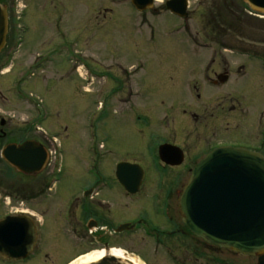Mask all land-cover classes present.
Wrapping results in <instances>:
<instances>
[{
  "label": "rangeland",
  "instance_id": "1",
  "mask_svg": "<svg viewBox=\"0 0 264 264\" xmlns=\"http://www.w3.org/2000/svg\"><path fill=\"white\" fill-rule=\"evenodd\" d=\"M161 1L163 0L157 3L161 4ZM164 11L163 6L155 14L139 13L130 0L17 1L16 53L6 67V70L12 68L11 72L0 74V88L9 100H0V105L20 117L31 119L33 110L25 102L26 98H23L21 104H15L17 96H14V89L19 87L18 81L23 76L22 80L27 81L21 83V90L24 97H31L28 98L29 103L35 108H39L37 104L46 106L54 119L62 121L67 127L69 137L65 155L67 159L70 156V161L77 165L65 177V182L74 189L81 182L83 185L93 181V177L88 174L92 168L88 163L101 162L103 170L108 172L119 161H129L146 166L148 179L160 177L177 180V184L173 186V194L178 195L190 178L191 170H154L150 163L155 159L154 153L162 141L173 140L179 131L189 136V141L195 139L198 143L213 132L225 134L227 139L235 142L243 139V136H247L251 142L260 136V125L255 121L256 126L254 120L264 108L262 60L250 63L255 68L252 67L246 75H242V72L238 74L234 69L236 65L232 63V76L235 80L230 84L231 105L249 102L246 112L240 111L238 107L231 112L230 117H222L221 121L213 119L209 124L199 120L190 121L189 111L196 109L197 112L208 114L212 109L208 107L206 113L203 106L196 103L195 95L185 100L184 91L185 75L192 73L194 83L202 82V71H192L199 58L196 54L199 51L209 48L215 51L233 50L235 53H227L230 61L245 59L239 56L238 52L241 51L249 54L263 53L264 16L252 11L243 0H189V17L193 19L189 23L194 24V28L201 29V24L209 22L208 30L213 29L215 33L214 41L207 45L201 40V35L197 39L193 38V41L185 32L175 31L173 24L181 21L171 12ZM145 17L155 20L151 23L154 33L148 24L140 25ZM30 54L34 57L40 54L44 58L54 54L55 60L64 58L65 62L56 65L54 69L43 64L36 69H21L27 67L25 65L30 61ZM144 57L148 59L144 69L129 67L133 63L136 65ZM37 60L42 61L41 58ZM11 64H14L13 67H10ZM118 64L124 68H119ZM32 72L30 77L28 74ZM106 72L110 73L109 77L113 73L122 77L120 86L126 89L125 93L130 86L137 88L131 75L138 73L144 76L145 82L150 85L146 105H131L126 100V94L125 100L120 101L116 96L112 98L115 83L106 78ZM158 89L164 93L160 95ZM176 98L178 101H175ZM133 108L154 116L151 118L152 124H148L151 127H146L143 120H136L135 114L132 117ZM199 108L201 109L198 110ZM183 109H187V112ZM214 111L216 110L213 109ZM181 119L183 123H180ZM200 124L206 125L207 131L202 132ZM45 126L53 129L47 123ZM53 157H56L57 162L61 160L58 152ZM146 186L149 187V182ZM139 199L143 201L133 202L120 190L112 212L115 223L144 213L151 226L155 225V220H161L166 225L163 216L160 219L153 218L152 200L145 197ZM64 239L62 236L61 240ZM110 246L145 261L140 253L144 251L150 254L153 264H174L170 255L161 246L158 247L154 238L143 230L126 233L120 242H114ZM103 248L100 245L90 246L83 254ZM223 252L219 255L230 259L232 263L255 264L250 258L237 256L226 250ZM39 253L40 250L25 261H9L0 257V264H67L82 253V242L65 248L59 254L54 245L43 247L41 254ZM178 256L190 258L185 251L177 256L172 255L173 258ZM217 256L218 254L214 255L215 258Z\"/></svg>",
  "mask_w": 264,
  "mask_h": 264
},
{
  "label": "flooded vegetation",
  "instance_id": "2",
  "mask_svg": "<svg viewBox=\"0 0 264 264\" xmlns=\"http://www.w3.org/2000/svg\"><path fill=\"white\" fill-rule=\"evenodd\" d=\"M17 1L0 0V7L5 8L8 13L6 43L0 50V74L11 72L12 68L6 70V67H8V61L16 53L17 16L15 14V7ZM161 2L156 8L145 11L144 13L154 12L155 14L160 12L163 6L166 5L164 0ZM189 16L185 18L176 16L181 22L173 24L174 30L185 32L190 39H197V36L201 35V40L206 42L207 45L208 43H212L215 39V33L213 29L208 30L210 28L209 22L201 24L202 28L197 29L194 28V24L189 23L193 20ZM154 21L153 18L145 17L141 20L140 25L148 24L150 30L154 33L155 29L151 24ZM227 53H235V51L229 49L215 51L209 48V50L199 51V54L196 53L199 58L192 71L198 69L202 71V74H200V81L202 82H198V84L194 83V77H191L192 73H190L191 75H185V100L195 95L196 103L201 104L203 106L202 109H205L206 113L208 107H211L212 112L203 114L197 112L196 109L195 111H189L188 116L190 121L199 120L203 123H208L209 121H213V119H217L215 121H221L222 117H230L231 112L236 111L238 107L242 112L247 111L249 102L244 105H231L230 84L232 82L234 83L233 80H235L232 76V63L236 65L234 69L238 74L241 72L244 73L242 75L249 74L255 68L250 63H255L259 59L264 63V52H252L251 54L246 51L238 52L240 57L245 58L241 61H230V56ZM30 55V61L25 65L27 67H22L21 69H36L40 67V64L54 69L56 65H62L65 62L64 58L62 60L60 58L55 60L54 54H50L46 58L40 54L35 57L33 54ZM38 58H41L42 61L37 60ZM147 63L148 59L144 57L137 64L135 63L136 65L133 63L129 67L133 68L136 66V70H142L146 67ZM13 65L11 64L10 67H13ZM118 66L119 68H124L122 65L118 64ZM125 72L127 73V71ZM28 75L31 77L33 72ZM104 75L107 79L115 83L112 87V98L116 96L120 101L125 100L124 94H126V100L130 101L132 103L131 105L137 107L142 103L146 105L148 100L147 95L150 93V85L145 82L144 76L138 75V73L131 75L133 83H136L137 88L134 89V86H130L127 89V93H125L126 89L120 86L123 79L118 73L111 74V77H109L110 73L108 72L104 73ZM197 77L199 76L197 75ZM225 78L227 80L222 82V79ZM22 79L23 76L18 81L19 87H15L14 89V96H17L15 104H21L24 101L23 98H26L25 102L30 104L33 110L31 119L29 117L27 119L20 117L16 113L3 109L0 105V219L9 216L17 217L28 215L35 223L37 237L34 249L28 258L20 260L8 259L9 261L29 260V257L38 250H40L39 254H41V250L47 245H54L57 248V254L61 253L65 248L80 242H82V253L90 246L96 247L100 245L101 247L107 248L114 242H120L124 234L143 230L147 235L154 238L158 247L161 246L170 255L169 258L173 260L174 264H236L232 263L230 259H225V257L219 255L224 253L223 251L225 250L237 256L239 255L247 259L250 258L253 260L252 262L258 264L257 256L245 255L215 246L194 235L186 227L182 219L179 207L181 193L178 195L173 194V186L177 184V180L162 179L160 177L157 179H148V168L144 165L142 167L145 169V178L140 185L139 191L134 194L128 192L121 185L117 178L116 166L109 169L108 173L101 167V162L95 161L88 163L92 167L90 169L91 174L90 172L88 174L93 177V181L83 185L81 182L78 186H75L77 187L76 189L71 184H67L65 177L77 165L70 161V156L67 159V155H65L66 141L69 137L67 127L62 121L55 120L52 112L46 106L37 104L39 108H35L29 103V97H24L21 90V83L27 80ZM157 91L160 92V95L164 93L160 89ZM203 94L205 97H203ZM38 99L40 101V98ZM0 100H9L1 88ZM175 101H178V98ZM41 102H43L42 99ZM136 109L133 108L132 117L135 114L136 120H143L146 127H151V121L153 122L151 118L154 116L152 115L153 117H151V114L135 111ZM213 109L216 111L213 112ZM183 111L187 112V109H183ZM255 121L260 125V136L252 142L248 140L247 136H243V139H238L235 142L234 140L227 139L228 136H225V134L218 135L213 132L208 137L202 138L200 143H198L195 139L189 141L190 137L184 135L182 131H179L175 134L173 140L166 139L159 146L163 143L177 146L178 148L170 152L168 159L170 161L181 162L174 165L163 162L159 156L158 146L154 153L155 159L150 163L151 167L154 170L163 168L166 170L186 169L192 171L196 164L208 152L224 145H233L264 154V108L261 109V112L254 120V124L257 126ZM46 123L52 126L53 129L46 127ZM149 123L151 124L148 125ZM180 123H183L182 119ZM199 127L203 128L202 132L208 129L204 124H200ZM27 141H34L37 144H41L48 152V161L40 171L25 172L18 165H13L3 155V151L9 145H22ZM57 152L61 154V160L59 162L56 161V157H53ZM15 159L16 162L20 161L21 164L22 154H15ZM148 182L149 187L147 188L146 184ZM120 190L125 192L126 196L133 202H142L143 200L139 198L144 197L152 200L153 218L160 219L163 216L166 219V225H163L161 220H155V225L151 226L148 222L147 214L144 213H141L135 218H127L115 223L112 212L113 208H115V202ZM139 204L142 207L141 203ZM122 225H125L126 228L123 231H118L117 229ZM62 236L65 237L64 241L61 240ZM183 251L188 253L190 258L182 256L172 257V255L177 256L178 253L183 254ZM140 253L146 263L153 264L151 261L152 258L149 257L150 254L144 251ZM216 254L218 256L215 258L214 255Z\"/></svg>",
  "mask_w": 264,
  "mask_h": 264
},
{
  "label": "water",
  "instance_id": "3",
  "mask_svg": "<svg viewBox=\"0 0 264 264\" xmlns=\"http://www.w3.org/2000/svg\"><path fill=\"white\" fill-rule=\"evenodd\" d=\"M140 11L153 7L154 0H131ZM249 8L264 16V0H243ZM173 13L187 17L188 0H168ZM8 14L0 7V50L6 43ZM225 80V79H224ZM177 147L163 144L159 148L162 161ZM15 154H22V163ZM4 157L25 172L42 170L48 152L34 141L9 145ZM117 177L130 193H137L145 176L138 164L120 162ZM179 207L186 227L206 242L237 253L258 257L264 264V155L234 146H221L210 151L193 168L180 198ZM126 226H121V231ZM36 226L27 215L0 220V256L9 259L28 257L36 242ZM91 264H125L109 255Z\"/></svg>",
  "mask_w": 264,
  "mask_h": 264
},
{
  "label": "bare ground",
  "instance_id": "4",
  "mask_svg": "<svg viewBox=\"0 0 264 264\" xmlns=\"http://www.w3.org/2000/svg\"><path fill=\"white\" fill-rule=\"evenodd\" d=\"M105 254L106 251L104 249H94L89 253L81 255L69 264H91L99 261L102 257H104ZM108 254L121 259L125 264H145L143 260L127 254L123 250L116 247L110 249Z\"/></svg>",
  "mask_w": 264,
  "mask_h": 264
}]
</instances>
